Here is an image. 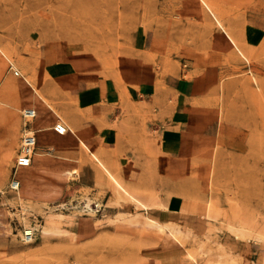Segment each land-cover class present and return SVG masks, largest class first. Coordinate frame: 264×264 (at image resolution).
<instances>
[{"label":"rangeland","instance_id":"1","mask_svg":"<svg viewBox=\"0 0 264 264\" xmlns=\"http://www.w3.org/2000/svg\"><path fill=\"white\" fill-rule=\"evenodd\" d=\"M211 1L249 49L250 63L198 0H0L5 52L0 51V188L13 177L24 135L35 133L23 111L35 107L36 91L46 95L51 86L45 72L48 53L78 59L121 84L120 74L144 55L163 76H209L214 84L196 103L205 122L225 125L226 136L232 131H225L239 128L247 137L242 145L218 138L215 146L177 165L160 143L156 110L141 106L148 96L122 95L123 118L135 131L133 151L117 159L123 183L154 206L146 212L119 201L113 186L95 175L91 158L80 160L87 176L79 174L77 160L76 173L68 179L69 168L58 165L65 160L53 157L35 197L19 203L0 194V264H240L247 262L241 251L251 242L263 250L264 261V236L257 238L264 232V97L258 98L264 94V0ZM254 78L261 81V91ZM57 95L46 96L68 121L56 106L72 99ZM53 168L62 174L55 176ZM169 201L180 214L176 220L187 248L146 220L164 222L165 209L157 204ZM89 204L96 216L86 212ZM242 219L260 232L240 228ZM27 227L35 229L32 243L24 238ZM188 247L196 261L187 257Z\"/></svg>","mask_w":264,"mask_h":264},{"label":"crops","instance_id":"2","mask_svg":"<svg viewBox=\"0 0 264 264\" xmlns=\"http://www.w3.org/2000/svg\"><path fill=\"white\" fill-rule=\"evenodd\" d=\"M134 64L133 69L120 74L123 81L121 84L113 75L99 74L97 70L88 68V65L78 59H56L48 53L45 72L51 86L47 85L46 95L60 94L72 99V104L57 103L58 111L60 109L64 111L68 121L61 115H49L48 132L52 138L70 143V147L66 150L46 148L43 163L33 159L32 170L36 172V180L28 197H33L35 191L39 190L40 176L48 172L49 162L53 157L65 160L59 161L58 165H64L69 168L67 170H73L75 173V163L78 160L79 174L87 176L86 164H81L80 160H90L89 152L83 148L78 138L73 136L68 126L74 127L84 136L93 151L105 157L120 171V175H123L124 171L119 168L117 159L129 157L133 151L135 131L130 127L133 126L131 121L123 118L124 112L119 105L122 95L148 96L141 101V106L148 110H156L154 124L159 128L160 143L166 155L176 159L177 165L185 164L184 160L195 158L203 149L215 146L218 138H226L237 145L245 144L247 137L241 129L225 131V133L232 131L231 136H226L223 134L224 130H227L225 125L207 124L201 115L196 103L214 84L209 76L193 80H185L180 75L163 76L152 64L146 62L145 55ZM203 74L215 73L206 71ZM163 83L166 87L161 89ZM168 94H172L170 97L172 102L169 105ZM59 122L67 127L68 131L64 135L55 131V126ZM37 138L39 140V134ZM93 169L97 177L109 183L97 165ZM165 205H168L169 209L161 213V217L165 218L164 222L178 223L176 219L179 218V212L171 210V201ZM184 205L183 203L181 206ZM160 222L163 220L160 219ZM241 252L247 262L240 264H264L261 257L263 250L256 242L244 245Z\"/></svg>","mask_w":264,"mask_h":264},{"label":"bare ground","instance_id":"3","mask_svg":"<svg viewBox=\"0 0 264 264\" xmlns=\"http://www.w3.org/2000/svg\"><path fill=\"white\" fill-rule=\"evenodd\" d=\"M198 2L203 6V8H205L209 13H211V15L216 20L219 28L225 33V35L227 36L229 41L232 43V45L238 51V54L244 60H246L247 62L250 63L251 59H252V54L250 53V51L246 47V45L243 43V40L228 28L229 25L227 26L225 24L223 17L220 15L221 12H220V10H218L215 3L211 0H198ZM218 7H220V6H218ZM223 16H224V14H223ZM0 51L4 52L1 47H0ZM67 72H69V71H67ZM67 72H65V73H67ZM19 73H20L19 71H16L17 75H20ZM26 81L28 83H31V81L29 79H27ZM254 82L258 86V90H260L261 89L260 87L262 85L261 81L260 80L257 81V79L254 78ZM9 83H11V82L9 81ZM9 83H7V84H9ZM11 84H13V83H11ZM12 86H14V85H12ZM223 88H224V86H223ZM262 97H264V94L261 91L260 93H258L259 101ZM33 99L35 101V107L30 109V110L34 111V113H35V117L32 119V122H33V130L35 131V136L37 139L35 154H34L33 159H36V161H38L39 163H43L44 157L46 156L45 155L46 154V148H51V149L55 148L58 150H66L70 147V143H67L65 141L56 140V139L52 138V136L48 132L49 114L53 113V114H55V116H59V114L57 113V111L55 110L53 105L50 103V100H48L47 96L45 94L39 93V91H36V94L33 96ZM68 127L70 129V132L73 134V136L78 138V140L82 144L83 148H85L89 152V154L91 156L90 158L93 161V163H95L101 169L102 173L107 177L109 183L113 186L114 194L118 198V200L129 202V203L145 210L146 212L150 211L152 206H154V203L148 201L146 199V197H144L143 195H140L137 191H135V190L131 189L130 187H127L126 185H124L122 176L120 175V171H118V169H116L113 166V164H111V162L108 161L105 157H103L102 155L93 151L92 148L88 145V142L85 141L84 136H82L79 132H77V130L74 127H70V126H68ZM37 134H39V136H40L39 140L37 138ZM15 145H16V143H13L8 154L6 155L5 161L10 160V158L12 156V150H14ZM32 166H33V164H31L30 167L23 168V169L19 170L18 175H19L20 180H21V186H20V189L18 191L12 190L10 188V183L8 184V187H6V189L0 188V191L2 192V194H4L3 197L7 201L15 200L16 202L22 203L28 198V195H30V193H32L33 186H34L35 180H36V172H34L32 170ZM52 172L55 176L56 175L60 176L62 174L60 172V170L56 169V168H54ZM74 173L75 172L73 170H66L65 171V175L67 176L68 179L70 177L74 176ZM3 177H4V173H0V178H3ZM22 181H23V183H22ZM110 190H112V188ZM116 202H117V200H116ZM157 205L159 207L164 208V209H169V207L165 204L158 203ZM204 206H205V204H204ZM98 208H100L99 204H98ZM137 210H135V212ZM86 212H88L91 216H96V213H97L95 208H93V206H91L90 204L88 205ZM137 215L139 216V214H137ZM137 215H135V216H137ZM204 215L208 218L210 217V207H207L204 209ZM135 216H134V218H136ZM146 220L149 222V225L151 227H155L157 229L158 233H160L162 235H166L170 238H173L179 244L184 245L187 248L186 240H185V238H186L185 232H184L183 228L178 223H176V222H160V220L159 221L154 220V219L150 218L149 216H146ZM139 222L140 221H138V223ZM143 224H145V222ZM96 225H97V223H96ZM249 226H250V223L247 220H244V219L239 220V227L240 228L249 229ZM50 229H52L51 226L46 227L45 232L48 233L50 231ZM250 229H253L256 233L260 232V231L258 232L256 226L251 225ZM25 233H26V235H30L27 238L24 235L25 240L28 243H32L34 241V238H35V229L33 227H27L25 230ZM260 234L262 236L261 235H260V237L257 236L258 239L264 236V232L261 231ZM260 240H262V239H260ZM263 241H264V239H263ZM186 255L192 261L197 260V254L194 251H191L189 249V247H188ZM214 264H235V263L232 261H225V262L224 261H221V262L218 261L217 263H214Z\"/></svg>","mask_w":264,"mask_h":264},{"label":"built area","instance_id":"4","mask_svg":"<svg viewBox=\"0 0 264 264\" xmlns=\"http://www.w3.org/2000/svg\"><path fill=\"white\" fill-rule=\"evenodd\" d=\"M24 116L26 118L33 119L35 117V113H34V111H32L30 109H26L24 111ZM55 131L60 135H64V134H66V132L68 130H67V127L65 126V124H63L62 122H59L55 126ZM36 143H37V139H36L34 132H28L27 134L24 135V137L22 139L21 149H20V152H19L17 160H16V165L14 167V174H13V177L10 181V188L14 191H18L20 189V186H21V180H20V177L18 175L19 170L23 169V168L30 167L32 162H33ZM0 194H2L1 191H0ZM24 235L26 238L30 236V235H26L25 232H24Z\"/></svg>","mask_w":264,"mask_h":264}]
</instances>
